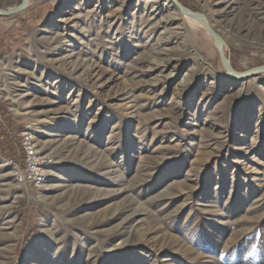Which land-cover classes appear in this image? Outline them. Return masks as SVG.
Wrapping results in <instances>:
<instances>
[{
    "label": "rangeland",
    "instance_id": "rangeland-1",
    "mask_svg": "<svg viewBox=\"0 0 264 264\" xmlns=\"http://www.w3.org/2000/svg\"><path fill=\"white\" fill-rule=\"evenodd\" d=\"M178 1L264 65V0ZM27 125L38 187L13 178ZM0 126V264H264V74L228 77L171 0L0 16Z\"/></svg>",
    "mask_w": 264,
    "mask_h": 264
},
{
    "label": "built area",
    "instance_id": "built-area-1",
    "mask_svg": "<svg viewBox=\"0 0 264 264\" xmlns=\"http://www.w3.org/2000/svg\"><path fill=\"white\" fill-rule=\"evenodd\" d=\"M22 163L13 164V178L19 184L40 186L45 182L44 168L50 164L46 154L41 153L32 125L21 133Z\"/></svg>",
    "mask_w": 264,
    "mask_h": 264
},
{
    "label": "water",
    "instance_id": "water-1",
    "mask_svg": "<svg viewBox=\"0 0 264 264\" xmlns=\"http://www.w3.org/2000/svg\"><path fill=\"white\" fill-rule=\"evenodd\" d=\"M171 1L174 4L177 11L182 16H185L193 21H196L197 23H200L204 27L206 33L210 36L215 48L218 51L222 67L228 77L239 81V80L248 79L256 75L264 74V65L261 67L250 69L245 72L235 71L234 68L232 67L231 60L225 51L226 49L225 41L223 40L222 36L209 25V22L207 21L206 17L201 13L186 8L178 0H171ZM27 6H28V0H22L19 6L9 9L0 8V16L5 17L15 14L17 12L25 10Z\"/></svg>",
    "mask_w": 264,
    "mask_h": 264
},
{
    "label": "trees",
    "instance_id": "trees-1",
    "mask_svg": "<svg viewBox=\"0 0 264 264\" xmlns=\"http://www.w3.org/2000/svg\"><path fill=\"white\" fill-rule=\"evenodd\" d=\"M1 54H2V53H1ZM1 115H2L3 118H4V123H5L7 126H10L9 118H8V117L6 118V115H5V112H4V111H2ZM0 127H1V126H0ZM9 157L14 158V157H13V153H12L11 155H9Z\"/></svg>",
    "mask_w": 264,
    "mask_h": 264
},
{
    "label": "bare ground",
    "instance_id": "bare-ground-1",
    "mask_svg": "<svg viewBox=\"0 0 264 264\" xmlns=\"http://www.w3.org/2000/svg\"><path fill=\"white\" fill-rule=\"evenodd\" d=\"M196 22V21H195ZM196 24H197V22H196Z\"/></svg>",
    "mask_w": 264,
    "mask_h": 264
}]
</instances>
